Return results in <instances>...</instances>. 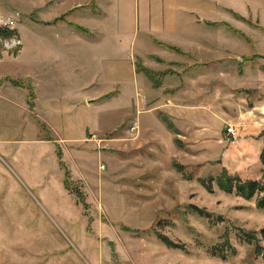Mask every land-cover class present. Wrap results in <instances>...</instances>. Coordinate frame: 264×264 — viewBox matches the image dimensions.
I'll return each instance as SVG.
<instances>
[{
    "label": "rangeland",
    "instance_id": "374dc122",
    "mask_svg": "<svg viewBox=\"0 0 264 264\" xmlns=\"http://www.w3.org/2000/svg\"><path fill=\"white\" fill-rule=\"evenodd\" d=\"M82 1L73 4L84 3L79 12L96 11L92 0ZM54 5L0 0V264H264V192L246 198L220 186L227 176L234 185L264 186V5L218 29L219 44L228 46L223 55L235 61L217 68L230 76L218 84V97L202 102L231 115L212 131L223 142L162 153L135 143L118 100L90 111L95 126L116 131L92 132L80 143L53 141L35 111V85L44 110L52 93L59 103L82 95L81 71L52 73L38 56L39 13L50 18ZM85 73L91 96L112 89L96 63ZM206 84L213 92L216 84ZM76 111L46 113L64 128L69 120L82 123Z\"/></svg>",
    "mask_w": 264,
    "mask_h": 264
},
{
    "label": "crops",
    "instance_id": "0c3cea01",
    "mask_svg": "<svg viewBox=\"0 0 264 264\" xmlns=\"http://www.w3.org/2000/svg\"><path fill=\"white\" fill-rule=\"evenodd\" d=\"M74 1L50 0L55 12L46 18L40 11V29L35 33L42 65L55 74L69 68L75 74L81 71L76 78L81 79L82 95L59 103V94L52 93L49 110L40 107L42 99L34 84L35 111L54 142L80 143L89 133L116 131L95 126L90 117L94 106L112 100H118L123 115L129 113L133 124L129 132L139 147L153 146L162 153L177 152L182 146L201 147L206 141L223 142V136L212 131L218 118L231 115L222 116L215 103L202 102L218 97V84L223 86L230 76L217 68L235 61L223 55L228 46L219 44L218 29L233 26L235 15L249 19L250 8H259L264 0H92L94 13L79 12L84 3L74 7ZM60 19L64 23H58ZM42 21L50 25L42 26ZM174 56L178 58L171 60ZM93 62L102 68V81L112 89L91 96L88 90L94 85L84 79ZM174 63L188 68H159ZM207 82L216 84L213 92L203 88ZM129 89L130 98L123 101ZM54 103L64 104L67 115L79 110L76 117H82V123L73 125L69 120L66 127L59 126L46 113L62 116Z\"/></svg>",
    "mask_w": 264,
    "mask_h": 264
},
{
    "label": "trees",
    "instance_id": "16d2710c",
    "mask_svg": "<svg viewBox=\"0 0 264 264\" xmlns=\"http://www.w3.org/2000/svg\"><path fill=\"white\" fill-rule=\"evenodd\" d=\"M220 186L227 192H233V190L236 189L239 195L246 198H252L258 192H264V186H261L260 183L255 180H247L243 182L242 180H239L238 184L234 185L233 181H231V176H227L225 180L221 181ZM260 206L264 208V197L260 200ZM194 209L203 213L197 208Z\"/></svg>",
    "mask_w": 264,
    "mask_h": 264
},
{
    "label": "built area",
    "instance_id": "2783aa9c",
    "mask_svg": "<svg viewBox=\"0 0 264 264\" xmlns=\"http://www.w3.org/2000/svg\"><path fill=\"white\" fill-rule=\"evenodd\" d=\"M1 40H0V44H1ZM12 44H13V46H18V43L17 42H12ZM263 115H264V109H263ZM135 129V126H133V128H132V130H134ZM228 133L229 134H235V129H234V127H232V126H230L228 129ZM102 168H104L103 166H102Z\"/></svg>",
    "mask_w": 264,
    "mask_h": 264
}]
</instances>
